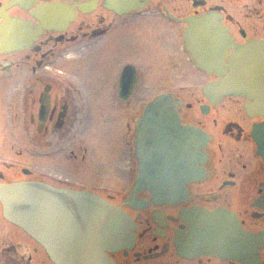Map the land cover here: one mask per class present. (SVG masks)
<instances>
[{"label":"flooded vegetation","instance_id":"1","mask_svg":"<svg viewBox=\"0 0 264 264\" xmlns=\"http://www.w3.org/2000/svg\"><path fill=\"white\" fill-rule=\"evenodd\" d=\"M201 18L213 27L210 49L224 52L218 70L196 68L187 52L190 22ZM239 51L255 52L253 76L226 70ZM57 62L73 70L72 91L49 84L61 80L50 72ZM6 82L11 99L26 101L37 134L28 146L51 163L39 172L3 163L0 185L42 184L69 216L81 192L120 208L134 243L107 253L114 264H264V0H148L131 11L108 0H0ZM241 82L251 86L229 90ZM98 97L121 120L102 165L81 145L86 121L73 106ZM7 144L13 151L17 139H0V155ZM0 264H53L1 200Z\"/></svg>","mask_w":264,"mask_h":264},{"label":"water","instance_id":"2","mask_svg":"<svg viewBox=\"0 0 264 264\" xmlns=\"http://www.w3.org/2000/svg\"><path fill=\"white\" fill-rule=\"evenodd\" d=\"M108 1L115 10L131 11L141 8L148 0ZM207 20L201 18L190 22L187 52L197 68L218 70L224 52L210 49L207 38L208 35L212 36L213 27ZM237 54L226 70L232 76H253L254 72L250 71L248 65L254 62L255 52L239 51ZM227 84L231 92L236 85L243 88L251 86L250 82ZM161 102H155L150 107H157ZM40 105L39 117L48 110V89L40 99ZM46 189V186L36 183L0 185V200L5 205L7 218L45 247L54 264H114L107 253L132 247L134 228L120 208L106 203L98 196L81 192L71 196L73 216H69L62 205L59 207L64 200L63 196L51 190L48 193ZM53 197L58 202L52 201ZM48 212L55 213L50 221L49 216L46 217Z\"/></svg>","mask_w":264,"mask_h":264},{"label":"rangeland","instance_id":"3","mask_svg":"<svg viewBox=\"0 0 264 264\" xmlns=\"http://www.w3.org/2000/svg\"><path fill=\"white\" fill-rule=\"evenodd\" d=\"M71 62V61H70ZM69 63V62H66ZM62 67V72L64 74H58L57 71ZM51 74L55 75L57 78H60V81H50L49 84H55L56 91H62L68 89L72 91L74 89V78H73V70L69 67L65 66V62L60 63L57 62L50 69ZM63 85H60L62 84ZM68 83L70 85H68ZM15 84L11 82L1 83L0 84V139L4 140H15L17 139V145L11 151V147L9 144L2 145L1 147V155H0V165L6 163V165H10L13 163L16 169H27L39 172L41 168L45 169L46 165H49L51 161H47L41 155L44 154V151H37L40 149L39 147L34 146V150L31 151L27 142L29 140L36 137V131L30 128L28 117L26 116V104L25 100L22 98L11 99L12 96H15V92L13 90ZM61 86V88H59ZM54 87V86H53ZM98 88V87H96ZM16 103V117H14L15 110H11V103ZM37 100H35V103ZM76 103L73 105L74 108L80 109L81 120L86 121V123L82 127L81 132V145L87 147L88 150L91 151L93 159L98 160L99 165H102L106 157H108L110 148H111V130H115L120 124L121 120L118 123H112V110L110 109L111 104L107 99L98 98H88V99H80L76 100ZM38 106H34L35 111ZM121 118V117H120ZM81 122V124L83 123ZM13 133V134H12ZM15 134V137H14ZM15 138V139H14ZM50 150H57L56 148ZM62 154L60 156H56L54 161L58 163L62 162ZM91 156V154H90ZM58 157V158H57ZM55 163V162H54ZM57 168V167H55ZM102 166L100 169H103ZM0 171L5 172L3 166H0ZM20 174V173H19ZM105 173L98 174V177H103ZM20 176V175H19ZM23 177V176H22ZM21 177V178H22ZM105 179H97L99 184L107 186ZM115 179H113V183ZM100 186V185H99Z\"/></svg>","mask_w":264,"mask_h":264}]
</instances>
